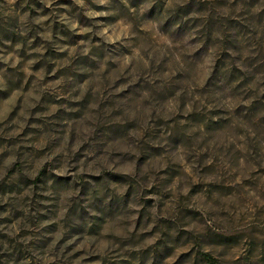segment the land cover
<instances>
[{
	"label": "rangeland",
	"instance_id": "rangeland-1",
	"mask_svg": "<svg viewBox=\"0 0 264 264\" xmlns=\"http://www.w3.org/2000/svg\"><path fill=\"white\" fill-rule=\"evenodd\" d=\"M264 264V0H0V264Z\"/></svg>",
	"mask_w": 264,
	"mask_h": 264
},
{
	"label": "trees",
	"instance_id": "trees-1",
	"mask_svg": "<svg viewBox=\"0 0 264 264\" xmlns=\"http://www.w3.org/2000/svg\"><path fill=\"white\" fill-rule=\"evenodd\" d=\"M205 256H206V259H207L211 264H214V263H215L214 259L210 256V254H206Z\"/></svg>",
	"mask_w": 264,
	"mask_h": 264
}]
</instances>
